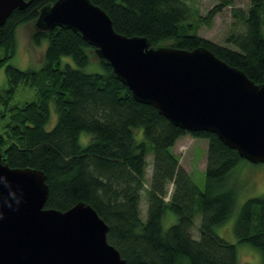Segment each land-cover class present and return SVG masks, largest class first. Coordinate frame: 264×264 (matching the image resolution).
<instances>
[{"label": "trees", "instance_id": "obj_1", "mask_svg": "<svg viewBox=\"0 0 264 264\" xmlns=\"http://www.w3.org/2000/svg\"><path fill=\"white\" fill-rule=\"evenodd\" d=\"M54 1L30 0L23 9L12 10L0 26V66L4 65L7 81L0 94V116L7 117L0 131L1 159L9 167H30L45 174L48 192L43 207L64 211L78 201L89 204L106 224V240L124 264H247L237 261L235 244L214 231L235 203L228 179L244 160L235 150L212 132L181 129L152 105L135 101L109 66L91 62L93 47L68 28L35 29L31 34L34 46L46 41L37 69L21 70L6 63L14 52L17 26L34 21L40 9ZM90 1L120 34L145 37L150 46L187 50L203 46L254 83L264 84V0H249L246 9L232 10L238 27L225 37L228 45L202 38L196 30L232 0H221L203 16L184 0ZM66 57L70 61L63 60ZM19 83L32 88L36 99L11 104ZM51 104L56 119L46 129ZM81 134L87 137L85 142ZM182 136L207 141L201 187L172 151ZM149 152L151 174L144 186ZM142 191L144 219L139 216ZM166 211L175 220L163 229ZM232 231L237 243L260 252L264 264V194L241 203Z\"/></svg>", "mask_w": 264, "mask_h": 264}, {"label": "water", "instance_id": "obj_2", "mask_svg": "<svg viewBox=\"0 0 264 264\" xmlns=\"http://www.w3.org/2000/svg\"><path fill=\"white\" fill-rule=\"evenodd\" d=\"M29 2L0 0V26ZM33 22L36 30L75 32L135 101L152 105L171 124L212 132L240 158L264 162V84L207 48L150 46L145 37L120 34L90 0H55ZM47 192L41 170L9 167L0 155V264H124L89 204L45 208Z\"/></svg>", "mask_w": 264, "mask_h": 264}, {"label": "rangeland", "instance_id": "obj_3", "mask_svg": "<svg viewBox=\"0 0 264 264\" xmlns=\"http://www.w3.org/2000/svg\"><path fill=\"white\" fill-rule=\"evenodd\" d=\"M185 3L194 10L197 14L203 16L210 8L217 5L221 0H184ZM249 0H232L231 5L222 6L218 12L214 14L212 19L207 23H202L198 26L196 32L202 38L210 40L222 45H228L225 42V37L230 31L238 27V22L232 17L231 12L234 8L246 9ZM236 26V27H235ZM35 31L33 21L18 25L15 30V48L12 56L6 62L18 69H37L42 61V54L46 41L43 40L40 45L34 46L30 42V36ZM89 58L95 63L97 57L92 49H89ZM63 60L70 59L68 57ZM94 66V65H93ZM98 71L97 67L92 68ZM7 87L6 76L4 73V65L0 66V94L3 95ZM36 99L35 92L32 88L19 83L10 99V103H23L24 101ZM3 106L0 104V114L3 113ZM55 113L52 104L49 107V119L45 124L48 129L55 122ZM7 121V117L0 116V131L2 125ZM85 134H81L80 140L86 141ZM207 141L202 138L191 136L179 137L172 146V151L178 156V163L190 176L192 181L199 187L203 182V170L205 166ZM146 165L144 168V179L147 186V181L151 174V153L145 155ZM228 183L235 190V203L229 217L214 228L215 233L235 244L236 257L239 263L247 264H262L260 252L248 244L237 243L233 235L232 226L241 203L253 196L264 194V162L250 163L246 160L239 161L231 170ZM166 199V197H165ZM146 210L145 192H141L139 203V216L144 219ZM175 220V216L166 211L161 220V226L166 229ZM199 222V215L196 214L193 218L192 237L196 238V228Z\"/></svg>", "mask_w": 264, "mask_h": 264}]
</instances>
